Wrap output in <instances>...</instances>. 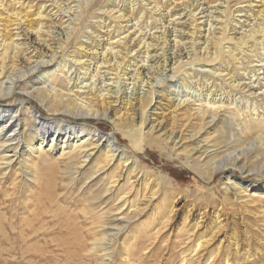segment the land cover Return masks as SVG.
Wrapping results in <instances>:
<instances>
[{"label":"bare ground","instance_id":"6f19581e","mask_svg":"<svg viewBox=\"0 0 264 264\" xmlns=\"http://www.w3.org/2000/svg\"><path fill=\"white\" fill-rule=\"evenodd\" d=\"M28 1L0 0V185L10 177L15 178L16 182L21 176L24 190L33 186L38 188L44 182V175L56 168L66 185L65 191L82 185L83 192L93 188L96 181L98 184L101 181L106 183L100 195L94 201L91 200L90 212L85 211V215L92 213L94 217L91 219L97 221L98 228L102 230L88 254H103L105 263L102 264H110L115 247L120 244L121 235L128 232L133 224L140 222L143 215L146 216V221L140 227L145 232L149 225H155L158 220H163L161 224L167 228L182 211L178 205L180 194L174 187L173 179L162 172L157 177L141 163V153L146 152L147 148L158 147L170 156L174 153L178 157H185V168L204 183L205 191L199 193L203 196L200 197L202 201L207 195L209 199L216 196L217 192H214V186L211 185L222 176L220 184L224 187L225 202L236 208V212L254 217L261 224L264 236V79H260L264 73L257 74L264 70V65H257L249 71V67L241 63L244 66L241 68L239 62L243 59L231 47H228L230 53L229 60L226 61L227 47L223 43L235 41V37L230 39L232 29L218 33L221 37H217L215 33L216 37L213 35L208 41L209 45L202 50L204 55L196 53L184 65L181 63L183 59L178 55L184 51V45L175 42L173 49H179V53L176 52L171 57V62H176L169 65L172 74L167 78L177 79L180 74H185L187 78L183 77L182 84L194 92L185 101H174L168 94L165 95L168 85L165 79L166 65L170 58L165 59L161 70L147 64L154 58L151 48L167 45L170 42L167 37L169 33L172 37L177 31L162 30L164 33L158 37L147 33L132 45V37L139 32L137 31L129 39L126 38L124 43L121 40L115 43L117 47L110 43L121 36L122 30L125 34L132 28L140 27L142 32L149 28L146 21L154 18L149 17V8L160 12V16H163L162 12L169 13L170 8H195L188 14L192 21L190 27H194L193 35H202L203 23H199L202 18L197 19L196 14L204 11V4L208 6V10L212 8V3L216 0H193L192 3L188 2L190 0H143L146 1L144 7L140 0H44L41 4L40 0ZM66 2L69 4L64 9ZM255 2L257 1H250ZM74 3L77 5L76 9V6H71ZM136 3L140 4L138 8ZM227 3L228 10L224 13H227L228 18L231 19L237 12H243L234 10L239 3L233 5L228 0ZM34 8L35 14H31ZM101 11H106L108 20L119 23V28L107 26V20L99 14ZM65 14L71 18L66 22ZM259 14L253 13L255 21H261L264 11ZM179 15L181 14L174 13L169 18L174 19ZM46 19L53 24L57 21L61 27L70 21L68 27L62 30L64 39L62 35L56 36L57 28L53 24L43 22ZM95 19L101 20L97 27L95 25V33L111 29L105 35L107 40L103 45L98 40L99 35L93 40L94 37L91 36L90 44L79 41L87 34V21ZM134 22L137 24L130 28L129 25ZM140 22L142 27V24L138 25ZM171 22L172 20L169 21L170 25ZM123 23L127 25L122 27ZM152 23L155 25L153 30L163 29L157 26V22ZM175 23L176 21L173 24ZM257 23L250 35L239 39V47L264 38V23ZM91 25L93 27L94 24ZM15 31L21 32L18 34ZM116 33L118 36H115ZM146 39L151 42L147 43ZM161 40L164 42L159 45ZM74 45L78 50L72 51ZM101 47L103 53L97 55ZM117 48L120 50L116 51ZM144 49L146 51L142 54ZM213 49L215 51L211 53ZM135 53L137 55L133 56ZM141 54L147 55L148 59L142 58ZM254 57L260 59L258 54ZM256 62L260 64L264 60ZM233 63L234 66H230ZM254 63L249 60L247 64L250 66ZM224 64L226 68L222 73L228 72L223 78L224 83H229L227 77H233L228 88L231 89L230 93L225 98V94L221 95L220 99L218 95L225 89L218 90L208 75L205 76L204 83L202 79L201 82H195L199 75H191L186 69L188 66L201 65L213 67L215 71L216 65ZM78 66L80 71L85 72L78 71ZM132 68H135L133 72L130 71ZM102 69H107V76H116V79H109V82H117L107 84ZM241 70L244 71L243 75H239ZM217 74L218 71H215L214 75ZM151 75H155L154 84H151L153 87L141 96L139 90L145 83L149 86L150 80L145 79ZM251 76L258 79L252 81ZM128 79L133 81L135 88L138 87L132 97L128 96L127 90L114 92V87L111 86ZM190 79L196 83L195 86L189 84ZM154 85L160 90L157 91ZM234 92L241 96L231 98ZM158 93L171 103L167 109L170 121L167 127L157 125L154 121L149 128L151 123L148 125L150 116L147 110ZM158 110L157 107L154 112ZM162 119L165 120L166 117L162 116ZM101 122H108L111 126L108 136L99 133ZM118 133L130 140L131 144L126 149L120 146L121 141L116 135ZM168 148L170 152L167 151ZM61 163H65V169L60 167ZM244 178L249 181L246 183ZM98 200L102 202L99 207L96 206ZM103 204L106 206L102 207ZM208 209H201L194 219L192 211L184 214V219L181 218L186 230L188 222H194L192 227L190 225L193 236L196 235L197 238L201 234L196 239L194 248L195 254L199 256V264H241L240 260L232 259L233 256L228 252L230 250H223L221 246L217 253L209 251L216 237L204 234L215 223L217 231L225 228L222 225L226 219L222 209L216 211V207L212 213ZM132 235L135 238L137 233L132 232ZM261 240L264 243V238ZM238 241L236 239L231 247L229 245L236 254L240 253L241 245ZM122 246L125 250L120 257L129 264L133 255L130 254L129 245L126 247V243H122ZM262 247L255 254L246 253L244 262L264 264V244ZM180 264L195 263L186 256L181 259Z\"/></svg>","mask_w":264,"mask_h":264},{"label":"rangeland","instance_id":"374dc122","mask_svg":"<svg viewBox=\"0 0 264 264\" xmlns=\"http://www.w3.org/2000/svg\"><path fill=\"white\" fill-rule=\"evenodd\" d=\"M41 1L44 0H40V4L43 3ZM124 1L128 2V0ZM140 1L143 2L144 7L146 5V1ZM228 1L233 2V5L239 3L238 5H236L234 10L243 12H237L230 19L228 18L227 13H224L228 10L227 0L226 2L225 0H216L215 3H212L213 5L211 4L212 8H210L209 10L208 6L204 4V11H198V13L196 14L197 19L202 18L199 21V23H203V26L201 27L202 35H193V32L195 31L194 27H190L192 21L188 14L195 8H193L192 10H185L186 8L184 7L177 8V10H174V8H170L169 13L162 12L161 15L163 16H160V12H157L155 10L152 11L151 8H147L148 10H150L147 11L148 13L150 12L149 17H154L152 20L147 19L146 21L148 22L149 28H146L144 32L140 31V27L134 29L132 28V25L137 24L136 22H134L129 25L130 28H132L129 33L123 34L124 31L122 30L121 36L116 38L115 40L110 41V43H114V46L117 47V44L115 43H117L119 40L124 43L126 38L129 39V37H132L133 34H135L137 31L139 32L132 37V45L138 42L140 38H144L145 34L147 33L148 35L151 34L152 37H158L161 36L166 29H168V32L172 30L177 31L178 33H174L172 37L169 33L167 37L168 41L170 42L167 45H163L162 43L164 42V40H161L159 45L162 44V46H160L159 48L155 47V49L153 47L151 48L150 52L151 55L154 56V58L147 65L153 67L154 69L159 68V70H161L162 66L164 65L165 59L170 58L167 61L168 65H166L167 72L165 73V79L168 81V85L165 95L168 94L169 98L174 101H185L190 97L189 95L192 96V93L194 92L193 90L191 91V89L185 88L182 84L184 79L183 77H185L186 75L180 74L177 79L167 78L172 74L171 67L169 65H173L176 62H171V57H173V54H176V52H178L179 50L176 49L174 51L173 46L175 42H181V44L184 45V51L178 54L180 58L183 59V62L181 61V63H183L184 65L187 64L188 60L196 53H202L204 55L205 52L202 50L206 49V47L209 45L208 41L210 42V38L212 39L215 33H217V37H221L218 36V33H223L227 30L230 31V29H232L229 35L230 39L235 37V41H226L223 43V46L227 47V54L225 55L226 61L229 60L228 56L230 53V48L228 47H231L233 51H236L235 54H237L239 58L243 59L239 62L241 68L246 66L249 67L248 69L250 71L257 65H264V62L260 64L256 62L257 60H264V38H260L253 44L247 43L244 46H238L239 39L245 35H250L252 33L251 31L256 28V23L258 21L254 20L255 17L253 16V13L255 15H260L259 12L264 11V3H261V0H255L257 1L255 3H250L251 0ZM117 2H120V0H117ZM188 2L192 3L193 0H190ZM37 3L38 1L36 2V5ZM70 3H72V1H70ZM138 3H136L137 8L140 5ZM201 3H204V1H202ZM68 4V2L64 3V9L68 7ZM211 5L209 7H211ZM71 6H76L75 9L77 8L76 3L72 4ZM35 11L36 10L34 8L31 14H35ZM174 13H180L181 15L175 18L173 17L174 19H170L169 16ZM99 14L104 16V20H107V26L111 25L113 29L116 26L117 29L119 28L117 25L119 23H113L112 21L114 20H108L109 16L108 14H106V11H101V13ZM65 16L66 20L64 22L71 19L69 15L65 14ZM35 19L38 18L35 17ZM98 20L95 19L87 21L88 23H86L85 25L89 27L85 31L87 34L79 41L90 44L92 40L96 39V37L99 35L98 40L102 45L104 44V42L107 40V36L105 37V35L107 34V32L110 33L111 29H105L102 32L95 33L97 32L95 25L97 27L98 23L101 22V20ZM144 20L145 19H143V21ZM170 20H172L171 25L169 24ZM152 21L157 22V26L163 29L157 28V30H153L152 28H155V25H153V23L151 24ZM175 21L176 23L173 24ZM43 22L45 24H53L49 19L43 20ZM260 22L264 23V14ZM260 22H258L257 25ZM69 23L70 21L61 27L60 23L57 24V21H55L53 25L54 28H57L56 31L58 34H56V36L62 35V30H65L66 27H68ZM91 24H94L93 27ZM141 24L142 23L140 22L138 25ZM126 25L127 23H123L122 27H125ZM142 26L143 24L141 25V27ZM150 30L152 31L150 32ZM125 31H127V29H125ZM20 32L21 31H15L14 33L19 34ZM91 36H93L94 38H92V40H89ZM115 36H118V33H116ZM216 36L214 35V37ZM61 37L62 39H64L63 35ZM33 38L34 37H31V39ZM33 40L35 41V39ZM251 40L252 38L248 41L250 42ZM149 42H151V40H147V43ZM251 46H253V48H250ZM73 47L74 48L72 51L78 50L75 45ZM102 48L103 47L100 48V51H98L97 55L103 53V50H101ZM141 49H143V47ZM248 49L249 51H247ZM118 50H120V48L116 49V51ZM145 51L146 49L142 50V54ZM214 51L215 50L213 49L211 53H213ZM246 51L247 53H245ZM142 54V58L148 59L147 55ZM257 54L260 59H256V57H254ZM136 55L137 53H135L133 56ZM140 60L141 59H139L138 62H140ZM249 60H252L255 63L248 66L247 63ZM177 61H179L178 58ZM241 63H243L244 66L241 65ZM234 64L235 63L230 66H234ZM222 66H215L214 70L218 71L217 75H214L215 71H213V67L211 68L207 66L197 65L195 67L188 66L186 69L191 75L194 73H196L195 75H199L197 76L198 78L195 82H201L202 79V82L204 83L206 80L205 76L208 75L209 79L211 78V81L215 82L218 90H221L222 88L225 89L222 93H219L218 99H220L221 95L225 94L223 95V98H225L228 96V93H230L231 89L228 88L229 84L232 81L230 79H232L233 77V75L227 77L226 80H228L229 83L225 84L223 78L225 77V75H227L228 72L222 73V70L226 68V65L224 64ZM77 69L78 71H80V66H78ZM256 69L258 70L259 68ZM134 70L135 68L130 69L131 72H133ZM80 72L84 73L85 71ZM157 72L158 71H156V74H158ZM102 73L104 79L107 80V84H113L114 82H117V80H112L111 82L108 81L109 79H116V76H107V69H102ZM243 73L244 71L241 70L239 75H243ZM259 73H264V70L258 72L257 74ZM145 77L146 76L144 75L143 78ZM154 77L155 75H151L145 79V81L150 80L149 86H147V84L145 83V85L139 90L141 96H143L150 90V88L153 87L151 84L153 83ZM251 77L253 78V76ZM129 78H131V75L129 76ZM185 78H187V76ZM257 79V77H254L252 81H256ZM260 79L261 81L262 79H264L263 74L260 76ZM188 81H190L189 84H192L194 86L196 85V83H193L191 79ZM239 82H241V80ZM245 82L249 83L251 81ZM97 83L99 84V81ZM111 87H114V92L118 90H127L126 92L128 93L129 97H132L135 90L138 88H135L133 81H129V79L122 81L121 84L116 83ZM154 87H156L157 91L160 90L159 88H157V85H154ZM99 88H101V86ZM236 96L240 97L241 94H237L236 92H234L231 98H235ZM161 97L162 94L158 93L155 101L147 110L148 115L150 116L148 119V125L149 123H151L149 128L152 127V122L154 121L156 122L155 124H159L160 126L166 125V127L167 123L170 121L167 109L168 105H170L171 103H169V100L165 97L164 99ZM159 102L162 103L160 104ZM157 107L159 108V110L155 113L154 110L157 109ZM162 116L166 117V119L163 120ZM99 126L100 127L98 131L100 134L104 136H108L110 134L112 128L108 122H101L99 123ZM116 135L119 137V140L121 141L120 146L123 149H126V146H129L131 144L130 140L125 139L123 134L118 133ZM167 151L170 152V149L168 148ZM129 152L132 153L131 150ZM140 156L141 163L144 167H147L151 173H155L156 176L159 177V173L162 172L173 179L174 187L180 194V203L178 205H180L179 208L182 209L179 214V216L181 217L179 218V216H177L173 221L169 223L167 228H164V225L161 224V222H164L163 220H161V222L160 220H158L159 222L157 221L155 225H149V228L146 230L147 233H145L146 231L142 232V227H140L141 223H145L146 221V216L143 215L140 222H136L135 224H133L128 232H125L121 235L120 244H117L118 246L115 247L116 250H114L115 252L113 253V258L110 259V264H128L125 263L120 257L125 250V247L122 246V243H126V247H128L129 245L130 254L133 255L131 256V263L129 264H180L181 259L185 258L186 256H188L189 259H193L195 264H199V256L195 254L196 252L194 251V248L196 245V239L200 238L199 235L201 234H199L197 238L196 235L193 236L191 233V227L193 226L194 222H192V224L189 221V227H187L188 230H186L184 228L185 222L183 223L181 218L184 219V214L186 215L188 211H192V218L194 219L196 216H198L199 211L201 209H206V207L207 209L209 208V213H212L216 207H218L217 210L215 209L216 211L222 209V214L224 215V219H226L222 225L226 226L225 228L217 231L215 223L212 225V227L210 226V229H208V231L204 234V236L207 237H211L212 235L216 237L213 242L214 245H210L209 251H215V253H217L219 247L221 246L223 250H230L228 252H230L231 256H233L232 259L234 258V261L240 260L241 264H250L248 262H244L245 254L248 252L249 254H255L258 249H263L262 245L264 243L261 239L264 238V236L261 233V231L263 230L261 224L257 223L255 221V218L251 217V215L243 212L242 214L240 212H236V208H234L230 203L225 202L224 187L220 184V179L223 178L222 176H219L211 185V187L214 186V192H217L216 196L214 198L210 197L209 199V195H207L206 198L202 201L201 198L203 196L199 193H201L202 190L205 191V189L203 188L204 183L202 184L203 181H199V179L196 178L193 173H191V171L185 168V157H178L174 153H172V156H170L169 153L163 152L158 147H153L151 149L147 148L146 152H144L143 154L141 153ZM60 167L65 169V163H61ZM14 179L15 178L10 177L9 179L3 181L0 185V264L105 263L103 254H88V251L93 248L94 241L101 234L102 230L98 228L97 221L91 219V217L93 216L92 213L91 215L86 216L85 211H87L86 213L90 212L89 210L91 208L89 205L92 203V201H94L93 199L96 196H99L102 190H104L106 183L101 181L98 184L96 181L93 183V188H88L87 191L83 192L81 191L82 185L74 190L65 191L67 190L66 185H64V182H62L63 178L59 175V170L57 168L53 172L44 175V182L38 188H35L33 186L24 190L25 186L23 185V181H21L22 177L19 176V179L16 182H14ZM243 180H245L246 183L247 181H249V179L245 178ZM67 182L69 183V181H66V183ZM78 195L80 197H78ZM210 200H212V203ZM213 200L215 202L214 204ZM96 203V206L99 207L102 202L100 203L98 200ZM104 206L106 205L103 204L102 207ZM258 218L261 217L258 216ZM132 232H136L137 237L135 236L134 238ZM203 232L204 230L200 233ZM236 239L239 240L238 242L241 245L239 254L233 252L234 248H230L233 245V242L236 241ZM96 255L98 257L95 258Z\"/></svg>","mask_w":264,"mask_h":264}]
</instances>
